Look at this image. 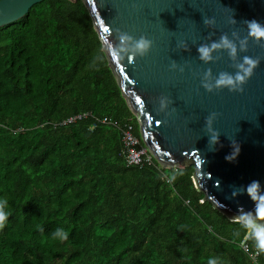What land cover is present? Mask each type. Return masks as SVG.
<instances>
[{
  "label": "trees",
  "instance_id": "obj_1",
  "mask_svg": "<svg viewBox=\"0 0 264 264\" xmlns=\"http://www.w3.org/2000/svg\"><path fill=\"white\" fill-rule=\"evenodd\" d=\"M127 124L143 146L82 0H43L0 28V264H253L250 225L203 200L194 165L126 163ZM59 225L65 242L50 239Z\"/></svg>",
  "mask_w": 264,
  "mask_h": 264
},
{
  "label": "water",
  "instance_id": "obj_2",
  "mask_svg": "<svg viewBox=\"0 0 264 264\" xmlns=\"http://www.w3.org/2000/svg\"><path fill=\"white\" fill-rule=\"evenodd\" d=\"M42 1L0 0V28ZM82 1L143 142L161 167L194 165L193 181L203 200L251 226L254 203L243 186L252 180L264 185V37L250 34L249 22L264 26V0ZM124 35L130 39L122 41ZM142 37L149 48L128 59ZM201 47L209 48L207 58ZM113 48L120 57L111 56ZM245 57L258 63L243 91L218 86L222 76L234 78L241 71ZM160 98L167 101L162 110ZM212 113L215 144L210 141L215 133L206 126ZM235 144L240 152L229 162L225 155ZM258 222L264 226V213Z\"/></svg>",
  "mask_w": 264,
  "mask_h": 264
},
{
  "label": "clouds",
  "instance_id": "obj_3",
  "mask_svg": "<svg viewBox=\"0 0 264 264\" xmlns=\"http://www.w3.org/2000/svg\"><path fill=\"white\" fill-rule=\"evenodd\" d=\"M249 31L250 34L257 37H264V26L260 25L255 20L249 22ZM130 39L129 36L124 35L121 37L122 41ZM150 45V41L146 38H140L135 42L134 48L135 51L130 52L128 54V59L135 58L136 52H140L143 54ZM215 47V45H213ZM235 51V49H232ZM202 58H207L209 55L208 47H201L198 49ZM112 57H120V51L113 48L108 50ZM94 61H91V65L93 66ZM258 63L257 60L251 57H245L243 63L240 65L241 71L237 72L235 77L222 76L220 79L216 81L217 85H227L231 86L230 91H243L242 86L244 85V81L246 78H249L252 73L255 65ZM235 82H239L240 86L236 87ZM167 101L166 98H160L159 100V108L160 110L166 107ZM215 118V113H212L210 116L206 118V126L215 133L214 129H211V125ZM219 140L218 133H215L210 136L211 143L215 144ZM240 152V147L238 144H235L233 147V151L225 155V159L229 162L234 161ZM181 173L177 171H172L170 173H164L163 175L167 176L169 179H174L177 175ZM243 191L248 195V197L254 203V215L252 217V225L251 227V241L252 247L256 250L257 253H264V226H262L258 220L261 218V213H264V185L258 180L250 181L246 186H243ZM253 192H255V196H253ZM10 216V211L8 210V200L4 196H0V227H3L7 222ZM245 227H249L245 225ZM50 239L57 242H65L69 239L70 233L68 227L65 225L56 226L49 234ZM207 264H218V258L215 255H210L207 258Z\"/></svg>",
  "mask_w": 264,
  "mask_h": 264
},
{
  "label": "built area",
  "instance_id": "obj_4",
  "mask_svg": "<svg viewBox=\"0 0 264 264\" xmlns=\"http://www.w3.org/2000/svg\"><path fill=\"white\" fill-rule=\"evenodd\" d=\"M87 115L88 114H77L75 116L67 118L62 124L72 123L77 119H81L82 117H85ZM102 122H107V119H102ZM132 130L133 127L130 124L125 125L122 129V153L125 157L126 163L128 165L151 164L154 160H156V158L145 144L143 146L140 145V139L133 134ZM240 246L244 250V252L249 255L253 264H264L259 261V253L250 250L249 244L247 242V236H245L241 241Z\"/></svg>",
  "mask_w": 264,
  "mask_h": 264
}]
</instances>
